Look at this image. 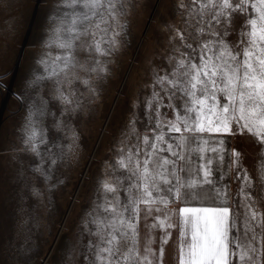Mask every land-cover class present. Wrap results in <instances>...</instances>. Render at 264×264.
Returning <instances> with one entry per match:
<instances>
[{
	"label": "snow or ice",
	"instance_id": "1",
	"mask_svg": "<svg viewBox=\"0 0 264 264\" xmlns=\"http://www.w3.org/2000/svg\"><path fill=\"white\" fill-rule=\"evenodd\" d=\"M134 7L51 0L10 146L37 161L31 171L47 187L58 164L79 160L72 118L99 96ZM173 11L64 264H164L169 244L174 264H264V0H175ZM238 134L254 139L255 176L230 146Z\"/></svg>",
	"mask_w": 264,
	"mask_h": 264
},
{
	"label": "rangeland",
	"instance_id": "2",
	"mask_svg": "<svg viewBox=\"0 0 264 264\" xmlns=\"http://www.w3.org/2000/svg\"><path fill=\"white\" fill-rule=\"evenodd\" d=\"M134 3L124 46L109 66L111 74L99 82V96L72 118L79 134V160L68 157L57 165L50 181L53 187L31 171L30 165L37 162L33 157L10 151L11 145L19 146L17 128L26 107L21 93L27 102L32 99L24 84L33 70H39L35 59L51 0L49 4L7 0V6L0 7V264H64L72 259L80 221L93 200L104 161L111 158L135 111L133 100L143 95L152 65L160 63L167 46L165 25L175 18V0ZM59 135L67 144L68 136ZM229 142L242 152L245 166L255 176L254 139L238 134ZM33 184L42 197L32 194ZM236 188L232 179L233 193ZM255 192L260 194L258 184Z\"/></svg>",
	"mask_w": 264,
	"mask_h": 264
},
{
	"label": "crops",
	"instance_id": "3",
	"mask_svg": "<svg viewBox=\"0 0 264 264\" xmlns=\"http://www.w3.org/2000/svg\"><path fill=\"white\" fill-rule=\"evenodd\" d=\"M225 180H228V178L226 177ZM229 186L232 189V180L229 181ZM174 236H175V233H174ZM164 264H174L173 246L171 244L168 245V247H167V249L165 251Z\"/></svg>",
	"mask_w": 264,
	"mask_h": 264
}]
</instances>
